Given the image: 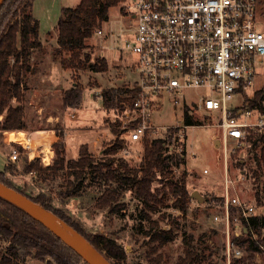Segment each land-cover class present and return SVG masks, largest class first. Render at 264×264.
Returning <instances> with one entry per match:
<instances>
[{
	"label": "rangeland",
	"instance_id": "obj_1",
	"mask_svg": "<svg viewBox=\"0 0 264 264\" xmlns=\"http://www.w3.org/2000/svg\"><path fill=\"white\" fill-rule=\"evenodd\" d=\"M78 2L79 0H33L32 2L31 10L38 22V37L42 46L33 48L31 51L30 64L34 65V69L26 73L23 81L25 89L22 104L25 127L24 129H0V170L4 168V165H11V169L6 171L5 176L17 188H25L32 184L30 178L32 174L22 172L24 157L30 161L37 160L40 166L43 164L42 167L50 166L45 165L47 162L50 163L49 157L43 160L42 164L40 159L32 157L40 146L33 139L26 140L29 132L35 136L41 131L46 134L48 129L53 130L49 133L50 139L54 138V134L64 125L68 129V136L65 139V157L73 159L77 156L80 143L91 142L98 135V132L92 128L93 122L100 127L106 120L110 125L106 138L102 139L99 136V143L94 148L91 143H87L94 162L100 166L102 162L108 160H115V163L118 160H125L131 165L138 166L142 159L144 150L142 143L126 142L123 139L125 134L116 126L123 112L113 107L104 108L99 95L102 87L132 84L138 78V73L132 66L135 55L117 49L120 45V37L108 34L109 29L117 34L121 32L120 28L131 26L126 16L122 14L128 0H120L116 6L110 8L108 20L100 26L105 32L103 35L93 32L92 36L86 40L89 46L87 50L90 51V62H95L97 58H104L107 64V70L104 72L63 67L59 56L54 55L52 51L53 45L56 44L57 21L61 16V7L74 6ZM257 15L259 21L256 27L264 31V0L258 1ZM129 32L124 30L121 36ZM50 68L52 75L49 76ZM73 86L82 89V103L75 109L64 111L62 118L61 111L64 107L62 95L66 89ZM43 89L45 93L42 97L48 98L47 109L39 112L38 108L43 105L44 100H40L35 94ZM257 90L264 93V61L256 68L253 85L246 90L245 96L237 94L229 104H243L244 98L252 97ZM199 93L201 90L187 89L183 92L184 97L188 99ZM164 96L166 99L162 101L160 107L154 108L152 114L155 124L167 126L159 129L158 132L162 135L172 126L183 127L185 124L182 99L176 107H173L170 96L168 94ZM11 102L13 105L17 104L14 98ZM72 112L76 114V119L71 118ZM259 113L256 109L252 110L246 120L258 122ZM4 117L5 113L0 116V120L2 121ZM114 117L115 121H112ZM215 122H217L215 119L212 124L205 120L203 124L187 125L182 128L186 148L185 164L174 167L166 176L159 174L153 176L151 189L155 192L157 189L161 190L158 197L164 196L162 204L154 203L155 210L142 212L141 204L133 198L134 194L127 191L114 202V211L110 213L106 208L96 206L94 196H99V193L94 186L87 187L82 194L65 198L63 201L58 200L54 194L53 206L57 207L65 218L78 222L88 233H99L115 238L125 250V264H264V229L258 234L256 232L251 234L259 244L258 250L249 251L247 244L234 243L233 245L240 250V253L236 255L230 252L228 255L227 241L233 243V237L239 235L234 233V218L240 217L241 213L229 204L228 222L226 223L224 219L226 192L228 197H237L241 202L244 201L247 205L253 206V213L260 210L264 212L260 196L255 194L254 175L252 171H249L250 168L255 169L252 157L256 152L259 153V145L254 146L244 138L240 141L229 138L225 158L221 130ZM249 128L252 133L264 131V125H251L248 131ZM9 131L23 132L24 139L21 143L25 146L28 144L30 147L28 151L30 157L22 152L19 142L7 140ZM61 140L64 141L62 136L57 139V141ZM12 148L20 150L14 161L8 157ZM204 169L207 171L204 172ZM255 170L259 176L258 182L261 183L264 180V172L257 168ZM182 173L186 174L184 185L187 194L190 195L193 190H197L203 196L201 202L189 196L185 201V211L174 206L178 197L172 196L168 187L170 181L180 180ZM86 176L90 175L86 174ZM226 179H228L227 182ZM88 180L85 179L84 182L87 183ZM57 182L56 180L51 183L53 188ZM48 188L45 187V190L48 191ZM139 214L144 215L146 219L142 218L140 221ZM146 231L167 234L171 239L164 241L151 239L145 235ZM26 264L49 263L46 260L30 257Z\"/></svg>",
	"mask_w": 264,
	"mask_h": 264
},
{
	"label": "trees",
	"instance_id": "obj_2",
	"mask_svg": "<svg viewBox=\"0 0 264 264\" xmlns=\"http://www.w3.org/2000/svg\"><path fill=\"white\" fill-rule=\"evenodd\" d=\"M119 1L79 0L74 6L62 7L61 16L57 21L56 45L52 51L54 55L59 56L63 67L99 72L107 70L106 61L102 57L90 62L86 40L108 20L110 8L116 6ZM32 2L33 0H3L0 6V116L5 113L4 119L0 120L1 130L25 127L22 104L25 89L23 81L26 73L34 69V65L30 64L31 51L42 46L38 37V22L31 10ZM10 15L11 19L2 30L1 27ZM132 90L125 87V84L102 87L99 95L103 107L106 109L113 107L122 113L121 102L128 101L129 97L125 94ZM13 98L17 101L15 105L11 102ZM81 103L82 89L78 86L66 89L62 95V104L66 108H77ZM242 107L248 110L256 109L264 114V93L257 90L252 97H245ZM184 123L191 125L195 122L186 115ZM175 131L176 129L169 128L163 135L143 140L141 143L144 150L138 166L131 165L125 160H118L116 163L115 160H108L99 166L94 162L87 143L79 146L76 158H66L64 142L56 141L52 144L56 156L49 167L40 166L37 160L23 158L22 172L32 174L30 176L32 184H24L27 185L25 188L15 187L5 176L6 171L11 169V165L8 164L0 170V180L63 218L102 251L113 264H125V250L115 238L99 233L90 234L78 222L62 216L60 210L52 204L53 195L56 194V198L63 201L65 198L82 194L87 187L94 186L99 193V196H94L96 206L106 208L111 213L114 211V202L121 194L131 191L134 194L133 198L141 204L142 212L155 210L154 203L162 204L164 196L158 197L161 190L157 189L155 192L151 189L153 176L158 174L166 176L174 167L185 164V142H181V149L169 146ZM251 131L249 128L244 140L254 146L259 145V153L253 154L252 160L255 169L264 172V131L256 133ZM255 169L250 168L249 171L254 175L255 194L260 196L261 206L264 208V180L258 182L259 176ZM86 174L90 176L87 177ZM185 175L182 173L180 180L170 181L168 184L169 193L178 197L174 206L182 211L186 210L185 201L191 196L185 189ZM85 179H89L87 183L84 182ZM56 180L58 182L53 188L51 183ZM45 187H49V190L46 191ZM243 203L247 204L244 201ZM230 206H234L241 213L237 204L230 203ZM139 216L140 221L142 218L146 219L142 214ZM241 224L243 228L238 236L233 237V244L245 243L249 251L258 250L259 244L251 234L252 232L258 234L264 229L263 210L256 211L246 218L241 217ZM145 235L159 241L171 239L169 235L157 232L146 231ZM30 257L46 260L49 264H88L44 225L0 197V264H26Z\"/></svg>",
	"mask_w": 264,
	"mask_h": 264
},
{
	"label": "built area",
	"instance_id": "obj_3",
	"mask_svg": "<svg viewBox=\"0 0 264 264\" xmlns=\"http://www.w3.org/2000/svg\"><path fill=\"white\" fill-rule=\"evenodd\" d=\"M258 1L128 0L122 14L131 26L120 28L117 34L108 30L110 36L120 37L117 49L135 55L132 66L138 73L137 81L125 85L133 90L125 94L128 101L121 102L123 114L116 125L125 134L126 142L141 143L167 127L152 120L154 108L166 99L164 94L170 96L173 107L182 99L184 116H190L195 122L191 125L203 124L205 120L212 124L217 120L215 125L221 130L225 158L229 138L240 141L247 135L249 126L264 125V114L259 113L258 122H250L246 118L252 110L243 109L242 103L229 104L235 95L245 96L253 85L256 68L264 61V31L256 27ZM124 30L130 32L121 36ZM95 33L105 32L97 28ZM187 89L201 90V93L188 99L183 94ZM186 126H172L176 131L170 148L181 149L182 128ZM31 139L27 134L26 140ZM19 143L29 157L28 144ZM19 153V149L12 148L8 157L14 161ZM230 203L237 204L241 211L240 217L234 218V233L238 235L243 228L241 217L250 216L253 206L237 197H228L226 192V223ZM227 245L228 255L240 253L229 240Z\"/></svg>",
	"mask_w": 264,
	"mask_h": 264
},
{
	"label": "water",
	"instance_id": "obj_4",
	"mask_svg": "<svg viewBox=\"0 0 264 264\" xmlns=\"http://www.w3.org/2000/svg\"><path fill=\"white\" fill-rule=\"evenodd\" d=\"M2 2L3 0H0V6ZM11 16L12 15H10L5 22L2 30L8 24ZM133 17L132 15L130 19H133ZM191 196L195 197L199 202L203 201V196L197 190H193ZM0 197L20 208L33 219L44 225L88 264H113L104 253L97 249L84 235L67 224L55 213L31 199L22 191L1 180Z\"/></svg>",
	"mask_w": 264,
	"mask_h": 264
},
{
	"label": "crops",
	"instance_id": "obj_5",
	"mask_svg": "<svg viewBox=\"0 0 264 264\" xmlns=\"http://www.w3.org/2000/svg\"><path fill=\"white\" fill-rule=\"evenodd\" d=\"M61 9H62V7H61ZM56 45V44H55ZM55 45H53V47L55 46ZM42 71H43V69H42ZM44 73V72H43ZM48 75L50 76V75H52V73H51V68H50V71H49V73H48ZM48 76V77H49ZM44 89L43 90H40V91H38V93L37 94H35L36 96H37V98L39 97L40 98V100H44L43 101V105H40L39 106V108H38V110H39V112H41V111H46V107H47V102H48V98H46V97H42V95H44ZM103 106V105H102ZM67 109H75V108H66V107H63V110L61 111L62 112V118H63V112L64 111H66ZM55 117H58V115H55ZM71 118L72 119H76V114L74 113V112H72L71 113ZM92 128L93 129H95V131L96 132H98V135L91 141V142H83V143H91L92 144V146H93V148L95 147V146H97L98 145V143H99V136L100 137H102V139L103 138H106V134H109V130H108V127H107V124H106V120H105V122H104V124H103V126H96V125H94V122H93V126H92ZM59 131L56 133V134H54V138H50L49 139V133H51L53 130H49L48 129V131H47V133L46 134H44V132H39V134H36L35 136L32 134V132H26V133H28V134H30V136H31V134H32V139H33V141L34 142H36L37 141V144L40 146L39 147V149H37V150H35V153L36 154H32V157H35V158H38V159H41V155L43 154H47L48 155V157L50 158V164H48L47 166H49V165H51L52 163H53V161H54V158H55V150H54V148H53V146H52V144L54 143V142H56L57 141V139H59L61 136L64 138V141H62V142H64V145H65V152H66V141H65V139L67 138V132H68V129L63 125V127L60 129H58ZM62 130V131H61ZM41 135H43V136H41ZM39 140V141H38ZM5 143V142H4ZM83 143H80L79 144V146L81 145V144H83ZM5 144H9V142H7V143H5ZM79 146H78V152H79ZM38 148V147H37ZM77 156H78V153H77ZM76 156V157H77ZM30 157V156H29ZM29 159H31V158H29ZM42 164V163H41ZM42 166H43V164H42Z\"/></svg>",
	"mask_w": 264,
	"mask_h": 264
},
{
	"label": "bare ground",
	"instance_id": "obj_6",
	"mask_svg": "<svg viewBox=\"0 0 264 264\" xmlns=\"http://www.w3.org/2000/svg\"><path fill=\"white\" fill-rule=\"evenodd\" d=\"M23 136H24V134H23V132H21V131H14V132H8V134H7V140L8 141H16V142H22L23 141ZM47 155H41V159H42V163H43V160H47ZM48 164H50L49 162H47L45 165H48Z\"/></svg>",
	"mask_w": 264,
	"mask_h": 264
}]
</instances>
